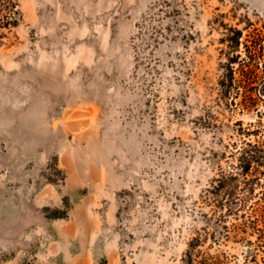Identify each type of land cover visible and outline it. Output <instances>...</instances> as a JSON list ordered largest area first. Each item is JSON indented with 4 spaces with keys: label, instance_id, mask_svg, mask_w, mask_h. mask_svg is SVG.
I'll return each mask as SVG.
<instances>
[{
    "label": "rangeland",
    "instance_id": "rangeland-1",
    "mask_svg": "<svg viewBox=\"0 0 264 264\" xmlns=\"http://www.w3.org/2000/svg\"><path fill=\"white\" fill-rule=\"evenodd\" d=\"M224 25L264 34V0H0V264H189L205 189L264 140L219 105ZM260 192L200 249L264 264Z\"/></svg>",
    "mask_w": 264,
    "mask_h": 264
},
{
    "label": "trees",
    "instance_id": "trees-1",
    "mask_svg": "<svg viewBox=\"0 0 264 264\" xmlns=\"http://www.w3.org/2000/svg\"><path fill=\"white\" fill-rule=\"evenodd\" d=\"M225 34L221 39L225 43L226 63H223V72L218 79L219 105H226L229 109L252 114L256 113L262 118L264 111V34L251 31L244 35V30L234 26L224 25ZM257 33V34H256ZM243 47V50L241 49ZM211 110L198 117L200 124L206 127L217 126ZM242 125V120L237 121ZM261 120L250 122L245 130V139L240 145H235L234 157L229 171H221L211 180L205 189L203 201L210 206V211L202 213L203 226L188 242L184 261L192 264L197 258L201 264H253L257 261V254L253 241L245 251V260L241 263L226 261L223 251L215 253L202 250L200 247L210 241L211 244L220 245L225 239L231 238L236 232L237 224L232 223L233 230L228 223L229 217L240 218L247 213V207L256 193V186L261 192L256 203H251L252 228L255 230L264 224V140H252V136H259ZM201 221V222H202ZM262 230V231H261ZM258 242H264V229L259 227ZM203 232V234H202ZM238 232L232 236L237 237ZM255 234V233H254ZM206 239V240H205ZM258 243V244H259ZM256 244V243H255ZM213 247V246H212Z\"/></svg>",
    "mask_w": 264,
    "mask_h": 264
},
{
    "label": "bare ground",
    "instance_id": "bare-ground-1",
    "mask_svg": "<svg viewBox=\"0 0 264 264\" xmlns=\"http://www.w3.org/2000/svg\"><path fill=\"white\" fill-rule=\"evenodd\" d=\"M54 126H56L57 125V122H54V124H53Z\"/></svg>",
    "mask_w": 264,
    "mask_h": 264
}]
</instances>
